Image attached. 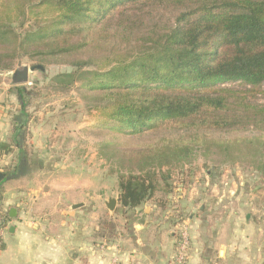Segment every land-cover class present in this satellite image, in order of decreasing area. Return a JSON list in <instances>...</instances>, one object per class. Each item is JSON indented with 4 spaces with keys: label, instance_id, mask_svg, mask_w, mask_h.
<instances>
[{
    "label": "trees",
    "instance_id": "16d2710c",
    "mask_svg": "<svg viewBox=\"0 0 264 264\" xmlns=\"http://www.w3.org/2000/svg\"><path fill=\"white\" fill-rule=\"evenodd\" d=\"M158 8L179 15L170 26L149 29L146 17ZM11 52L114 55L97 69L77 60L54 82L65 88L82 82L112 126V145L137 142L121 153L123 163L138 166L119 177L124 209L152 201L157 172L185 163L196 149L251 156L264 177V104L256 102L264 97V0H0V58ZM234 84L239 88L227 87ZM17 90L24 114V89ZM21 161L0 174V208L1 185ZM104 222L107 216L101 230Z\"/></svg>",
    "mask_w": 264,
    "mask_h": 264
},
{
    "label": "crops",
    "instance_id": "0c3cea01",
    "mask_svg": "<svg viewBox=\"0 0 264 264\" xmlns=\"http://www.w3.org/2000/svg\"><path fill=\"white\" fill-rule=\"evenodd\" d=\"M3 120L0 174L13 170L14 161L24 156L14 143L15 135L11 141L8 124L1 132ZM22 164L1 185L5 190L13 188L2 196L8 227L0 244V264H178L174 255L182 230L190 240L183 264H264L262 182L241 177L229 181L227 211L222 215L223 201L212 199L203 187L188 186L177 188V194H169L162 205L152 200L134 210L124 209L117 196L111 214L108 201L100 204L94 198L89 207L84 201L87 181L76 178L80 181L72 183L64 167L62 173L61 168L51 169L57 171L52 180L40 182L49 168L33 171ZM75 205L82 206L74 209ZM106 211L119 222L109 242L106 230L98 228V218Z\"/></svg>",
    "mask_w": 264,
    "mask_h": 264
},
{
    "label": "rangeland",
    "instance_id": "374dc122",
    "mask_svg": "<svg viewBox=\"0 0 264 264\" xmlns=\"http://www.w3.org/2000/svg\"><path fill=\"white\" fill-rule=\"evenodd\" d=\"M177 15H179L178 11L158 8L146 17V23L150 26L149 29L153 27L158 30L173 24ZM30 54L17 57L16 53L11 52L10 55L4 53L5 56L0 58V119L5 120L1 132L4 133L8 124L7 130L12 141L14 122H18V126L23 124L14 143L24 152V156H20L21 160L23 162L25 159L28 160L27 164L33 171L38 168L41 170L49 168V171L42 173L44 177L39 179L40 182L51 181L57 169L61 168L62 173L64 167L72 183L80 181L76 178L87 181L89 191L84 201L89 207L92 206L91 202L94 198L103 204L105 201L109 202L110 199L119 197V177L128 175L130 168L138 167L123 163L125 160L123 161L124 156H121V153L133 150L137 142L131 143V148L124 140L117 147L112 145L113 136L109 133V128L112 126L105 125L104 117L95 110V101L90 99L89 93L82 87V82L68 88L54 82L57 75L70 71L73 62L81 59L92 63L94 68L89 69H97L101 67L105 57L112 53L73 54L67 58L57 56L43 58ZM109 57L114 59L113 54ZM37 65L43 66L44 71H29L26 83L13 82V75L17 70L24 67L30 69ZM3 67L7 69L3 70ZM239 86L234 84L227 87L239 88ZM19 88L24 89L23 97L26 103L24 114H22L21 98L17 92ZM256 102L264 104V97H258ZM244 135L246 134L228 133L226 137ZM19 159L14 161L15 165ZM255 165L251 156L228 159L227 154L217 149H212L210 152L196 149L185 163L164 167L160 174L157 172L160 183L153 200L165 201L169 194L176 195L179 187L188 186L190 190L203 187L210 192L212 199L224 202L220 206L219 213L225 214L229 181L234 182L241 177L254 183L256 180L258 183H264V177L256 171ZM51 169L57 171L51 173ZM9 171L12 169H8ZM162 174L168 177L164 179ZM12 188L5 190L4 187L2 196L12 191ZM165 188L171 192L165 193ZM109 212L113 214L115 210ZM109 212L106 211L98 218L100 229L102 221L106 220V216L108 217V226L104 222L107 242L112 240L119 225V222L114 221L115 215L112 216ZM92 222L96 223V220L92 218Z\"/></svg>",
    "mask_w": 264,
    "mask_h": 264
},
{
    "label": "built area",
    "instance_id": "2783aa9c",
    "mask_svg": "<svg viewBox=\"0 0 264 264\" xmlns=\"http://www.w3.org/2000/svg\"><path fill=\"white\" fill-rule=\"evenodd\" d=\"M8 227V217L7 212L0 208V244H2L4 236L6 234ZM190 247L189 234L186 230H182L180 238L178 241V247L176 249V254L174 255V261L178 264H183L188 259Z\"/></svg>",
    "mask_w": 264,
    "mask_h": 264
},
{
    "label": "water",
    "instance_id": "95a60500",
    "mask_svg": "<svg viewBox=\"0 0 264 264\" xmlns=\"http://www.w3.org/2000/svg\"><path fill=\"white\" fill-rule=\"evenodd\" d=\"M35 70H43V68L41 66H36V67H32L30 69L28 67H24L21 70H17L13 75V82L15 84H21V83L28 82L29 71L33 72ZM116 205H117V200L110 199L109 202L107 203V208L109 211H114ZM81 206L82 205H75V206H73V208L77 209ZM11 217H15V211L14 210L11 211Z\"/></svg>",
    "mask_w": 264,
    "mask_h": 264
}]
</instances>
